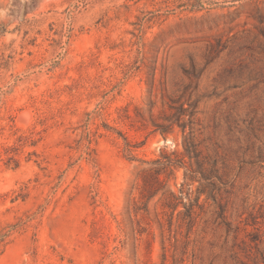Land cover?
I'll use <instances>...</instances> for the list:
<instances>
[{
    "label": "rangeland",
    "instance_id": "1",
    "mask_svg": "<svg viewBox=\"0 0 264 264\" xmlns=\"http://www.w3.org/2000/svg\"><path fill=\"white\" fill-rule=\"evenodd\" d=\"M163 156L184 166L143 204ZM16 224L0 264H264V0H0V231Z\"/></svg>",
    "mask_w": 264,
    "mask_h": 264
},
{
    "label": "trees",
    "instance_id": "2",
    "mask_svg": "<svg viewBox=\"0 0 264 264\" xmlns=\"http://www.w3.org/2000/svg\"><path fill=\"white\" fill-rule=\"evenodd\" d=\"M137 116L140 118L141 122L145 121V119L140 114H138ZM87 138H88L89 145L87 147L86 153L88 156V160L91 161L93 149L91 148L90 145L92 144V137L88 136ZM27 139L28 138L26 136H21V138L19 139V142H21V144L19 145L24 146V143ZM124 140L126 141V147L124 150L125 153L127 155L133 156V151H134L133 145L131 144V142L128 141L127 138H125ZM184 151H185L184 157L189 158L190 160H195L196 166L198 168V172L200 174H203L204 172L203 162L200 159L199 152L197 151L195 142L193 140V136L191 134H189L184 139ZM257 159L258 161H261V159L259 158ZM145 163L148 165V167L144 168L141 171L142 187L140 190V195H141L140 198L144 201L143 204H147L148 201L152 197H154L159 191H161L165 187L166 185L165 176H168L169 171L173 172L175 168L184 166V162L177 164L175 160L167 156H163V159H156V160L148 161ZM29 188H30L29 184H24L22 188V192H27ZM17 198L18 197L16 196V200ZM22 198H23V201H25L27 197L23 195ZM51 200L52 198L47 199V203L49 204ZM145 208L146 206H144L143 208H139L138 201L135 198L131 199V202L129 205L130 213H132L133 209L134 211H136L138 209H145ZM45 209L46 207L42 206L40 213L43 212ZM19 227L20 226H18V224L9 225L7 228L0 231V249L2 247H5L10 242L11 236L13 235L15 231L18 230Z\"/></svg>",
    "mask_w": 264,
    "mask_h": 264
}]
</instances>
